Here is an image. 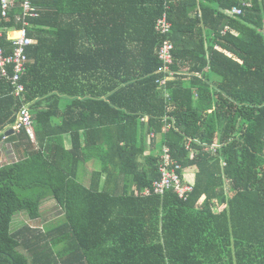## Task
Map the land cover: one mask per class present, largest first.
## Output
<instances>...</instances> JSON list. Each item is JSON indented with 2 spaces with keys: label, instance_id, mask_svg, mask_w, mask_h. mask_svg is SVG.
Instances as JSON below:
<instances>
[{
  "label": "trees",
  "instance_id": "obj_1",
  "mask_svg": "<svg viewBox=\"0 0 264 264\" xmlns=\"http://www.w3.org/2000/svg\"><path fill=\"white\" fill-rule=\"evenodd\" d=\"M33 4L23 99L0 77V131L28 103L34 133L20 127L0 163V264H264V0ZM164 146L193 182L186 199L143 192ZM49 200L57 220L12 230Z\"/></svg>",
  "mask_w": 264,
  "mask_h": 264
},
{
  "label": "built area",
  "instance_id": "obj_2",
  "mask_svg": "<svg viewBox=\"0 0 264 264\" xmlns=\"http://www.w3.org/2000/svg\"><path fill=\"white\" fill-rule=\"evenodd\" d=\"M18 1L20 13L16 15V22L22 24L21 28H9L0 30V38L6 35L12 51L5 53L4 48L0 46V77L8 81L12 87V94L16 98L23 99L25 86L21 81L22 74L26 70L27 63V48L32 45L35 40L28 36L27 28L30 25L29 18L38 16L37 7L33 4V0H0V17L6 18L11 10L15 7ZM241 8L233 6L231 14H240ZM171 24L168 22L166 14L164 13L156 22L155 28L160 33H167L170 30ZM19 33L17 36H12V33ZM172 45L165 41L159 49V57L164 61V70H168V64L172 62L171 54ZM164 83V80L161 81ZM23 127L30 138H34L33 120L29 111L28 103H24L17 113L15 123L6 126L0 131V138L5 139V131L13 128L15 133L19 128ZM214 150V147L210 148ZM11 161V160H10ZM181 165L173 159L170 155L168 147L164 146L159 155L158 172L159 178L154 180L151 187H146L144 193L162 194L166 190L172 189L180 198L186 199L188 194L193 190V182L184 180L180 174Z\"/></svg>",
  "mask_w": 264,
  "mask_h": 264
},
{
  "label": "rangeland",
  "instance_id": "obj_3",
  "mask_svg": "<svg viewBox=\"0 0 264 264\" xmlns=\"http://www.w3.org/2000/svg\"><path fill=\"white\" fill-rule=\"evenodd\" d=\"M4 162L5 160H3L1 163L4 164ZM82 172H84L83 166H81V173ZM185 177L189 179L191 178V175H189V173H186ZM80 181L85 183V179L83 178L80 179ZM55 205H56L55 202L52 200L44 202L41 206L42 216L36 220H30L24 212L16 213L12 222V227H11L12 230L19 229L22 227V225H26V224L35 229H42L43 226L54 222L61 216V211L56 209Z\"/></svg>",
  "mask_w": 264,
  "mask_h": 264
},
{
  "label": "crops",
  "instance_id": "obj_4",
  "mask_svg": "<svg viewBox=\"0 0 264 264\" xmlns=\"http://www.w3.org/2000/svg\"><path fill=\"white\" fill-rule=\"evenodd\" d=\"M18 133V132H17ZM16 133V135H17ZM32 140H34V138H32ZM4 141V139H0V143H2ZM65 146L66 148H69L70 147V139H69V136L66 135L65 136ZM0 156L2 157L0 159V161L2 162L3 160H8V161H12V160H16V157H15V152L13 150V147H12V144H10V147H7L6 144H4L3 146L0 147ZM7 158V159H6ZM0 162V163H1ZM99 162L97 160H90L88 161L86 164L83 165L84 167V172H82V174H85L87 177L88 175L90 174L91 170L93 168H99ZM87 182V181H86Z\"/></svg>",
  "mask_w": 264,
  "mask_h": 264
},
{
  "label": "water",
  "instance_id": "obj_5",
  "mask_svg": "<svg viewBox=\"0 0 264 264\" xmlns=\"http://www.w3.org/2000/svg\"><path fill=\"white\" fill-rule=\"evenodd\" d=\"M4 135L6 136V138L4 139V141L2 143H0V147L3 146L4 144L7 145V147H10V144L16 142L18 140V137L14 131L13 128H9L5 131ZM2 157L0 156V159ZM15 161V160H12Z\"/></svg>",
  "mask_w": 264,
  "mask_h": 264
},
{
  "label": "bare ground",
  "instance_id": "obj_6",
  "mask_svg": "<svg viewBox=\"0 0 264 264\" xmlns=\"http://www.w3.org/2000/svg\"><path fill=\"white\" fill-rule=\"evenodd\" d=\"M17 35H19V33H12V36H17Z\"/></svg>",
  "mask_w": 264,
  "mask_h": 264
}]
</instances>
